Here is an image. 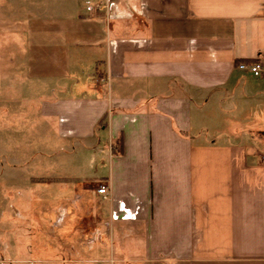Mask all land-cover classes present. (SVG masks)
Instances as JSON below:
<instances>
[{
	"label": "crops",
	"instance_id": "0c3cea01",
	"mask_svg": "<svg viewBox=\"0 0 264 264\" xmlns=\"http://www.w3.org/2000/svg\"><path fill=\"white\" fill-rule=\"evenodd\" d=\"M63 3L32 29L28 79L58 138L107 165L55 209L88 217L65 225L68 250L96 264H264V73L238 67L264 63V0Z\"/></svg>",
	"mask_w": 264,
	"mask_h": 264
},
{
	"label": "rangeland",
	"instance_id": "374dc122",
	"mask_svg": "<svg viewBox=\"0 0 264 264\" xmlns=\"http://www.w3.org/2000/svg\"><path fill=\"white\" fill-rule=\"evenodd\" d=\"M63 1L0 0V264H96L92 251L75 254L64 241L65 225L87 224L83 210L58 217L55 209L77 196L75 187L101 182L107 165L98 151L58 138L28 79L29 43L43 36L32 29L49 27ZM103 201L94 195L89 206Z\"/></svg>",
	"mask_w": 264,
	"mask_h": 264
},
{
	"label": "built area",
	"instance_id": "2783aa9c",
	"mask_svg": "<svg viewBox=\"0 0 264 264\" xmlns=\"http://www.w3.org/2000/svg\"><path fill=\"white\" fill-rule=\"evenodd\" d=\"M238 67L242 70H249L251 73H253L256 76L262 75L264 73V63L259 60V61H255V62H251V63H247V62H241ZM98 192L101 194H104L106 197L107 194L109 193V187L107 184L102 183L99 187H98Z\"/></svg>",
	"mask_w": 264,
	"mask_h": 264
},
{
	"label": "trees",
	"instance_id": "16d2710c",
	"mask_svg": "<svg viewBox=\"0 0 264 264\" xmlns=\"http://www.w3.org/2000/svg\"><path fill=\"white\" fill-rule=\"evenodd\" d=\"M260 59H252L250 60V62H255V61H259Z\"/></svg>",
	"mask_w": 264,
	"mask_h": 264
}]
</instances>
